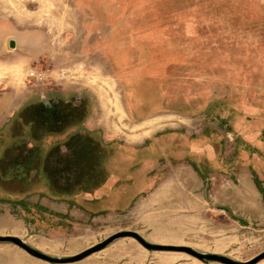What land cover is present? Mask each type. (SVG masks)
<instances>
[{
    "label": "rangeland",
    "instance_id": "1",
    "mask_svg": "<svg viewBox=\"0 0 264 264\" xmlns=\"http://www.w3.org/2000/svg\"><path fill=\"white\" fill-rule=\"evenodd\" d=\"M158 1L0 0V105H15L5 118L0 112L7 236L60 260L120 232L170 249L122 238L64 264H221L192 251L251 264L264 254V0H215L212 10ZM36 70L44 81L28 78ZM59 90L67 100L88 97L86 129L108 149L151 144L106 160L120 181L101 193L84 181L99 175L93 158L79 179L62 174L55 189L40 173L21 171L20 164L39 167L26 150L58 142L30 139L20 112ZM80 181L86 193L75 188Z\"/></svg>",
    "mask_w": 264,
    "mask_h": 264
},
{
    "label": "flooded vegetation",
    "instance_id": "2",
    "mask_svg": "<svg viewBox=\"0 0 264 264\" xmlns=\"http://www.w3.org/2000/svg\"><path fill=\"white\" fill-rule=\"evenodd\" d=\"M13 44L15 47V42H13ZM52 93L54 94L58 92ZM65 97L66 94L64 93L54 95L47 94V96H40V100L38 103H36L35 105L30 104L28 105V107L21 110V116H25L28 121V123L26 122L27 124L24 123V127H26V129L28 130L30 139H32L33 141H39L36 137H34L35 133L39 134L41 138L40 141H46V139H48L49 137L62 138L56 139L58 143H51V148H49L46 152L44 149L45 142L43 143L42 147V142L40 143V141V145L38 144V146L31 147L26 150L25 157H29L28 161H33V159H35V161L39 163V167L34 169L30 167L29 164H20V168H22L21 171L26 172L25 176H27L28 170L35 174L40 173L44 179V182L51 184V188L55 189L56 187L53 183H56L58 178L62 174L68 175L69 173L74 172V176L72 178L79 179V173L81 174L83 169L81 165H83V167L86 166L91 158H93L92 160L94 162L97 161V170H95L94 173H99V175L95 174L94 176H96V178H92L91 174L86 173L84 181H86L87 184L91 179L96 181V184L94 185V187L96 186L94 188V191L98 190L97 192H95L96 194L101 193L103 190L109 187L108 184H112L114 180L120 179L116 174L112 172L109 173L106 170V160L114 157L115 152L116 154L122 152V149H125L127 152L133 150L135 153L136 151L137 153H141L140 149H137L139 147L136 148L129 146H127L128 148H125V145H120V148L114 147L115 149L113 150L107 148L108 144L106 146H103L102 144L104 143L98 140L93 132H89L85 127V122L88 119L91 106L88 97L81 94H76L69 100H67L68 98ZM22 112L24 113V115H22ZM20 114L19 118L22 119L23 123L24 118H21ZM30 118L33 119L29 121ZM26 136L27 133L25 132V137ZM146 144L147 143L145 142V144L142 146L145 147V149H147L151 145ZM93 152L97 154L96 158ZM48 169H51L52 173L49 172ZM48 174L53 176H49ZM99 177H101L100 181H98ZM122 179V181H124L123 177ZM84 181H80L75 188H79L81 189V192L86 193V191L82 190L87 189L83 186ZM94 191H92L91 193L87 192V194H92ZM63 194L67 193L63 192Z\"/></svg>",
    "mask_w": 264,
    "mask_h": 264
},
{
    "label": "water",
    "instance_id": "3",
    "mask_svg": "<svg viewBox=\"0 0 264 264\" xmlns=\"http://www.w3.org/2000/svg\"><path fill=\"white\" fill-rule=\"evenodd\" d=\"M11 47H14L13 42H11ZM241 224L244 226H249V223L244 220H239ZM122 238H133L135 239L139 244H141L146 250L148 251H165L170 250L167 247L159 246V245H153L148 242H146L141 236H139L137 233L134 232H120L118 234H115L114 236L110 237L106 241L102 242L101 244L97 245L96 247L80 254L77 257L71 258V259H54L47 255H44L40 252H37L31 248H29L26 244H24L20 239L12 236H0V243H12L16 245L17 247L23 249L28 254L32 255L34 258L40 259L42 261L51 263V264H64V263H73L83 260L84 258L90 256L93 253L99 252L104 250L106 247H108L110 244L115 242L116 240L122 239ZM191 255L198 260L202 262H218L221 264H239L236 263L226 257L217 256V255H205V254H199L196 252H191ZM264 259V254H262L260 257H258L256 260H254L251 264H256L259 261Z\"/></svg>",
    "mask_w": 264,
    "mask_h": 264
},
{
    "label": "crops",
    "instance_id": "4",
    "mask_svg": "<svg viewBox=\"0 0 264 264\" xmlns=\"http://www.w3.org/2000/svg\"><path fill=\"white\" fill-rule=\"evenodd\" d=\"M6 33V32H5ZM9 36L6 35V38ZM5 37V36H4ZM16 46H18V41H16ZM55 92H58V93H66V92H62V91H55ZM67 93H70V91H68ZM46 94H42V96H44ZM2 97V96H0ZM8 97V99H10L9 96H6ZM14 103H12L9 107L5 108L2 107L0 105V112L1 113V117L2 118H5L6 116L5 115H8L12 112L13 110V107L15 105H13ZM35 105V104H34ZM28 107V106H26ZM25 107V108H26ZM17 108V107H16ZM92 108L93 106L91 107V110H90V113L88 115V119L86 120L85 122V127L87 128L86 126V123L89 121L90 117L92 116ZM19 109H22V108H19ZM7 112V114H6ZM15 113V111L13 112V114ZM12 114V115H13ZM0 117V118H1ZM88 131L89 132H93V130H90L88 128ZM51 139H53V141H56V139H62V138H59V137H51ZM125 142L126 146H127V141L124 140V139H121ZM146 140H148V138H143L141 141L138 142V140H136L135 142H133L134 144H131L129 145V147H142ZM54 144V143H53ZM0 236H7V233L3 230L0 229ZM46 262L42 261V260H39L37 258H34L32 256H30L27 252H25L23 249L13 245V244H8V243H0V264H45ZM151 264H193L191 262H185V263H171V262H166L165 260H161V259H158V260H151Z\"/></svg>",
    "mask_w": 264,
    "mask_h": 264
},
{
    "label": "trees",
    "instance_id": "5",
    "mask_svg": "<svg viewBox=\"0 0 264 264\" xmlns=\"http://www.w3.org/2000/svg\"><path fill=\"white\" fill-rule=\"evenodd\" d=\"M214 1L215 0H166L165 2H163V5L173 9V8H179V7L193 3L196 10L197 8H201L203 6H205L206 9L212 10V8L214 7V3H215ZM187 9L188 7H185V10H183L182 15H185V16L188 15L189 11ZM213 20H214L213 16H209L208 21L212 22Z\"/></svg>",
    "mask_w": 264,
    "mask_h": 264
},
{
    "label": "built area",
    "instance_id": "6",
    "mask_svg": "<svg viewBox=\"0 0 264 264\" xmlns=\"http://www.w3.org/2000/svg\"><path fill=\"white\" fill-rule=\"evenodd\" d=\"M65 74H60L59 79H64L66 77H70L69 74H66V77L64 76ZM46 76H48L44 71H32L29 73L28 78L36 80L37 82H42L46 79ZM64 77V78H63Z\"/></svg>",
    "mask_w": 264,
    "mask_h": 264
}]
</instances>
